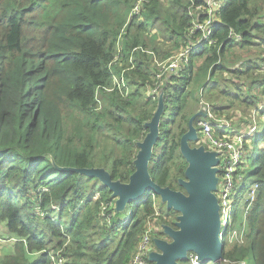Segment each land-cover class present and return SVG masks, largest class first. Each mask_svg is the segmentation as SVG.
Here are the masks:
<instances>
[{"label": "trees", "instance_id": "16d2710c", "mask_svg": "<svg viewBox=\"0 0 264 264\" xmlns=\"http://www.w3.org/2000/svg\"><path fill=\"white\" fill-rule=\"evenodd\" d=\"M181 1L176 0L181 10L170 11L162 9L159 0H146L140 14L128 18L134 0H0V224L7 236L16 238L11 252L0 256V264H51L44 250L58 249H62L67 264H128L149 221L174 224L166 217L178 212L165 209L155 214L158 195L149 189L126 204L123 220L113 218L112 206L108 210L110 223H104L100 206L106 201L114 203L111 191L95 177L74 168H104L112 180L128 182L135 170L136 142L147 132L144 123L151 119L157 104L145 96L141 107L134 108L132 85L140 88L152 83L151 55L134 53L135 68L126 72L132 89L128 98L104 89L110 84L107 63L127 19L125 66L135 46L160 58L150 35L142 34L156 22L163 25L166 39L174 42V52L185 45L188 8L203 0ZM218 19L213 32L216 45L204 44L192 50L185 70L171 76L164 88V92L168 89L164 111L169 108L170 112L159 121L148 172L154 182L174 190L185 192L179 179L185 178L188 163L179 152V138L187 126L182 127L176 119L188 84L193 80L201 83L207 75L206 81L229 82L239 90L240 94L220 92L230 96V106L238 107L233 113L236 130L243 128L264 97L260 64H264V53L258 60L237 57L238 66L229 65L226 57L235 48L264 45V0H223ZM229 29L241 35L238 42L226 38ZM196 58L201 60L197 67ZM224 71L230 80L222 77ZM233 78L244 81L242 88ZM244 86H254V90L243 91ZM98 93L100 99L104 96L105 104H100ZM228 107L212 109L222 112ZM108 131L119 145V154L99 158V142ZM260 137L261 131L250 139L251 151L240 169L242 182L236 196L238 199L242 191L258 184L246 214L245 238L253 236L250 254L254 264H264V146L257 163L252 153ZM196 143L189 142L191 146ZM83 179L92 181L94 189L87 192L88 182ZM95 192L99 193L97 198ZM36 207L44 214L39 215ZM154 231L153 236L159 237ZM241 245L236 241L224 245L223 258L247 264Z\"/></svg>", "mask_w": 264, "mask_h": 264}, {"label": "built area", "instance_id": "2783aa9c", "mask_svg": "<svg viewBox=\"0 0 264 264\" xmlns=\"http://www.w3.org/2000/svg\"><path fill=\"white\" fill-rule=\"evenodd\" d=\"M146 0H134L129 16L139 15L142 10V4ZM223 0H203L202 3H192L188 8V15L190 16L189 26L187 29L188 41L185 45L180 47L177 51L171 53L166 58L160 59L152 51L144 49L141 46L133 47L127 58L128 65L124 64V36L126 34V26L128 19L119 30L115 43L113 58L107 63V68L110 72V84L104 87L107 91L116 90L123 98L131 96V86L127 80L126 72L135 68L134 53L141 52L151 55V66L153 68V79L151 84L144 87V96L151 99L158 98V95L163 91L167 81L171 76H179L180 72L185 70L190 61V52L201 45L215 46L217 39L214 36V28L220 23L218 14ZM227 39H233L238 42L241 35L232 29H229L226 34ZM264 71V64H261ZM261 68V70H262ZM98 96V94H97ZM199 107L205 112V116L197 119L198 139L196 145H203L205 149L215 151L218 157L216 164L220 172V177L216 182V187L213 190L218 202L219 214V231L218 239L224 247V233L228 231L227 242L237 240L245 241V234L247 228V211L255 199L256 188L258 184L250 186L249 197L246 205L242 208L239 218L235 220V204L234 199L237 196L238 184L242 182V164L246 163V150L244 143L246 139L251 136L256 130L257 126L255 120L264 116V97L261 103L252 109L250 119L244 124L242 129H235L233 126V117L230 118L229 112L214 111L213 105L203 99L201 95L198 98ZM197 109V110H198ZM98 192H95L94 198H97ZM237 200V199H236ZM114 204L111 201L102 202L100 206V219L106 223H110V212L108 211ZM39 215L44 212L36 207ZM154 220L147 223L141 238L136 245L134 253L130 258L128 264H150L148 260V253L155 250L153 243V235L155 233L153 227ZM238 225L239 227H237ZM158 237V236H157ZM16 238L13 236L3 237L0 235V243L13 241ZM62 249L56 251H46L51 264H67L66 258L61 252ZM223 250V248H222ZM188 264H211L202 262L198 259L193 251L187 252ZM222 262V263H221ZM245 264L243 260L231 261L222 259L219 264Z\"/></svg>", "mask_w": 264, "mask_h": 264}, {"label": "water", "instance_id": "95a60500", "mask_svg": "<svg viewBox=\"0 0 264 264\" xmlns=\"http://www.w3.org/2000/svg\"><path fill=\"white\" fill-rule=\"evenodd\" d=\"M163 91L158 95V104L151 119L144 123L147 132L136 142L137 151L133 161L134 172L127 183L112 180L109 173L100 167L74 168L75 171L95 177L111 191V197H117L115 208L120 209L131 200L138 198L149 189L166 202V209L178 212L175 226L161 224L167 238L153 237L155 250L148 253L153 264H180L193 251L202 262L219 264L222 258V244L218 239L219 214L218 202L213 190L217 182L218 157L215 151L207 150L203 145L191 146L197 141L198 132L194 121L205 112L196 110L189 118L187 129L179 138V152L188 165L185 178L179 179L185 192L161 186L154 182L148 172V161L159 133V117L163 111ZM158 113V119L155 117ZM253 259V258H251Z\"/></svg>", "mask_w": 264, "mask_h": 264}, {"label": "rangeland", "instance_id": "374dc122", "mask_svg": "<svg viewBox=\"0 0 264 264\" xmlns=\"http://www.w3.org/2000/svg\"><path fill=\"white\" fill-rule=\"evenodd\" d=\"M153 27L154 28H150L149 30L145 28L143 30L142 34H144L145 36L150 35L152 40H154L157 37V35H158L159 39L154 41L155 44H154V42L152 44H154L158 48V50H159L158 52L160 54V58H163V57H161V55H163V54L165 55V54H168V53L170 54V53L174 52V50H173L175 48L174 43H171V41L166 42L165 31H164L163 25L161 24L160 26H158V25L154 24ZM155 29L157 30V33H156ZM245 47L246 46H243V47H240V48H245ZM259 47H261V48L256 49L255 47H252V48H249L247 50H240L238 48H235L233 53L226 54L228 64L230 65V63H231L233 66H238L237 57H239V58H244L245 57L246 58V57L253 56L256 60H258L259 56L264 53L263 52L264 45H260ZM200 62H201L200 58H196L194 60L195 67H197L200 64ZM260 64H263L262 61L260 62ZM217 75L218 74H215V76H217ZM222 77L225 78V79H229L230 80V75L225 73V71L222 73ZM206 79H207V75L204 77V79H203V81L201 83H198V82L193 80L192 83L190 82L188 84V87L185 89V91L181 95V99L184 98V106L182 107L181 112H180V114L178 115V117L176 119V123H180V125L182 127H186L187 126L190 116H192L193 112L196 111L198 109V107H199L198 98L200 96V89H201V95H202L203 99H205L206 101L210 102L211 105H213V106H222V105L223 106H229L224 111L229 112L228 113L229 115L231 113L230 118L233 117L234 109H238V107L235 106V105L234 106H230V103H229L230 102V96H225V95L221 94L220 92H222L223 90H228V91H231V92H233L235 94H240L241 92L239 90H237L233 86H230L229 82L225 83L224 81H221L220 83H215V82H212L211 79L209 81L208 80L206 81ZM215 79H220V77H216ZM233 80L238 82L240 87L242 88L243 82H244L242 79L238 80L236 78H233ZM132 89H133V92H134V95H135L134 96V98H135L134 108L137 110V109H139L141 107L142 100L145 98V96L143 94L144 87L140 86V88H138V86L132 85ZM136 89H137V93H135ZM253 90H254V86H251L250 88L248 86H244L243 87V91L251 92ZM167 91H168V89L165 90L164 94H167ZM97 98H98V100H99L101 105L106 103L104 96H102L101 99H100L99 93H98ZM209 98H211V99H209ZM153 100H156V102L158 104L157 98L153 99ZM163 103H164L163 111L160 114V117H159L158 113H156V115H155V117L157 119L159 117V121H160L161 117H163L164 114L166 116L168 114V112H170L169 108L166 111H164L165 110V100H164V98H163ZM157 104H156V107H157ZM172 105L173 106L175 105V101L173 102ZM182 115H183V118H181ZM187 119H188V121H186ZM241 122H244V120H242ZM255 123H256V126H257V130L251 136L248 137L249 140L247 142H249V144H248V149L246 151V154L248 155L249 151H251L250 139H253L255 137V135L261 131V137H260V140L258 141V145H257L258 148L254 147V149L252 150L253 157H254V162L257 163L256 158L259 155L260 148L264 146V129H263L264 128V116L261 117V118H257L255 120ZM194 127L196 128V130L197 129L199 130V127L197 126V124L195 125V122H194ZM198 130H197V132H198ZM194 142H196V141H194ZM119 149H120L119 145H117L114 142V140L112 139L111 131H108L106 137L103 138L99 142V147L97 149V156L99 158H101V156L104 155V154H111L112 156H116V155L119 154ZM83 180H85V179H83ZM85 182H88V181L85 180ZM100 184L97 183V186L99 187ZM87 186H88L87 192H89L90 189H92V188L94 189L92 181L91 182L89 181L87 183ZM251 186H253V185H251ZM238 192H239V190H238ZM239 196L240 197H238L237 202L235 204V212H234L235 220L238 219L242 208L246 204V201H247V199L249 197V194L247 193L246 190H244V191H242V194L239 195ZM116 198L117 197H115V198L113 197L114 206H115ZM165 205H166V202L163 201V203H162L160 196H158L155 199V207L157 208L158 212H159V210H164L165 211V209H166ZM113 208H114L113 209V218L114 219L123 220L125 218V215H126V204L124 205V207H122L120 209H116L115 207H113ZM177 214L171 212L169 214L170 217H171V220H174L175 217L177 216ZM155 224L157 225V221L155 222ZM172 226L176 227L175 224H173ZM159 228L160 229H157V233H159V237H162V238L166 237L167 238V236L163 232H160V231H163V227L160 226ZM0 235L1 236H7V234L5 232V227L3 225H1V224H0ZM227 237H228V231H226L224 233L223 240H224L225 246H227ZM252 239H253V236H250L249 238H246L244 243L240 246L241 247L240 248L241 254L244 256V259L246 260L247 264H254L252 262L251 254H250V244L252 242ZM13 242L14 241H9L7 243L0 244V249H2L3 255L8 254V253L11 252L12 248L10 249V252H8L7 250H8L9 247H11V246L13 247ZM188 262L189 261L186 260L184 262V264H188ZM208 263L216 264V263H212V262H208Z\"/></svg>", "mask_w": 264, "mask_h": 264}, {"label": "crops", "instance_id": "0c3cea01", "mask_svg": "<svg viewBox=\"0 0 264 264\" xmlns=\"http://www.w3.org/2000/svg\"><path fill=\"white\" fill-rule=\"evenodd\" d=\"M185 2V0H182L181 1V3H184ZM159 3H160V7L162 8V9H164V10H170V11H175V10H181V7L179 6V4L176 2V0H159ZM156 25H158V26H160L161 24L159 23V22H156L155 23ZM156 30V29H155ZM156 33H157V30H156ZM167 34H168V32H167ZM157 38H159L158 37V35H157V37L154 39V40H157ZM154 40H150V42H154ZM169 40L168 39H166V42H168ZM171 43H174L172 40H171ZM154 44H155V42H154ZM152 45H150V47H151ZM157 50H158V48H157ZM159 51V50H158ZM172 51V50H171ZM195 112V111H194ZM193 112V113H194ZM161 226V223L158 225H156V227H155V230L157 231V229H160L159 227ZM5 243H7V242H5ZM0 244H3V243H0ZM12 248V246L11 247H9L8 248V252H10V249ZM12 250V249H11ZM3 255V252H2V249H0V256H2Z\"/></svg>", "mask_w": 264, "mask_h": 264}, {"label": "bare ground", "instance_id": "6f19581e", "mask_svg": "<svg viewBox=\"0 0 264 264\" xmlns=\"http://www.w3.org/2000/svg\"><path fill=\"white\" fill-rule=\"evenodd\" d=\"M191 117V116H190ZM196 132H197V130H196ZM198 134V133H197ZM216 176H217V181H218V179H219V177H220V172H219V170L217 169V172H216ZM100 182V181H99ZM101 183V182H100ZM102 184V183H101ZM180 191V190H179ZM246 191H247V193L249 194V192H250V189H246ZM182 192H184V191H182ZM236 199H234V204H236ZM246 205V204H245ZM178 215V214H177ZM175 221H176V217H175ZM175 221H174V224H175ZM234 241H236L238 244H240V243H244L243 241L242 242H240V241H237V240H231L230 242H227V244H230V243H233ZM220 242V241H219ZM221 243V242H220ZM223 259V255H222V258H221V260ZM220 260V261H221ZM208 262H211V261H208ZM207 262V263H208Z\"/></svg>", "mask_w": 264, "mask_h": 264}, {"label": "flooded vegetation", "instance_id": "af4514ba", "mask_svg": "<svg viewBox=\"0 0 264 264\" xmlns=\"http://www.w3.org/2000/svg\"><path fill=\"white\" fill-rule=\"evenodd\" d=\"M161 213H162V212H158V211L155 212V214H157V215H160ZM166 218H167L168 221H171V217H170V216H167ZM154 221H155V220H154ZM172 221H173V223H174L175 219L172 220ZM161 224H165V223H161ZM166 224H167V223H166ZM167 225L172 226L171 224H167ZM153 226H154V227L156 226L155 222H154ZM172 227H173V226H172Z\"/></svg>", "mask_w": 264, "mask_h": 264}]
</instances>
